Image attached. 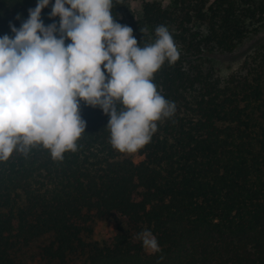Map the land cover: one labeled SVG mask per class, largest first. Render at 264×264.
<instances>
[{
  "label": "trees",
  "instance_id": "16d2710c",
  "mask_svg": "<svg viewBox=\"0 0 264 264\" xmlns=\"http://www.w3.org/2000/svg\"><path fill=\"white\" fill-rule=\"evenodd\" d=\"M169 1L0 0V264H264V0Z\"/></svg>",
  "mask_w": 264,
  "mask_h": 264
},
{
  "label": "rangeland",
  "instance_id": "374dc122",
  "mask_svg": "<svg viewBox=\"0 0 264 264\" xmlns=\"http://www.w3.org/2000/svg\"><path fill=\"white\" fill-rule=\"evenodd\" d=\"M126 4L125 12L122 19L126 23L137 21L142 15L143 5L147 2H157L163 7H167L169 0H124ZM264 41V28L257 34L249 35L245 41L238 46L232 53L227 54H206L205 58L208 61L217 75L225 79L232 72L237 71L244 61L250 56L256 47ZM138 160V159H136ZM92 234L84 238L90 243H103L104 241L113 238L120 232H125L128 229V222L125 218L119 215H113L104 218H95L91 224ZM51 236H44L27 247H21L16 250V257L24 264H55L42 258L44 247L52 242ZM143 243L147 252L154 251L153 238L150 235L143 236ZM69 264H81L79 259L70 260Z\"/></svg>",
  "mask_w": 264,
  "mask_h": 264
}]
</instances>
